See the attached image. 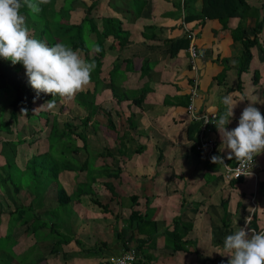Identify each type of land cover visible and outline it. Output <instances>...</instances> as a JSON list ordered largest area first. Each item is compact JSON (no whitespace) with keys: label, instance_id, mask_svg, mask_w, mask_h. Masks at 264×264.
<instances>
[{"label":"crops","instance_id":"obj_1","mask_svg":"<svg viewBox=\"0 0 264 264\" xmlns=\"http://www.w3.org/2000/svg\"><path fill=\"white\" fill-rule=\"evenodd\" d=\"M246 2L258 9L263 28L258 34L260 46L251 48L253 57L241 74L239 90L241 44L233 41L230 32L239 24L238 17L230 18L224 28L217 18L203 16V0H99L94 15L119 18L128 32V41L122 48L107 47L99 82L95 85L90 80L84 88L94 94L98 106L87 123V143L91 130L99 133L101 147L90 150L101 152L95 164L104 168L93 188L102 202L108 203V210H100L85 195L80 203L70 204V233L86 246L83 250L74 239L62 245V251L70 254V264H113L126 250L125 245L136 249L134 239L124 245L116 235V231L127 227L132 210L152 211L146 227L151 232L135 236L144 242L136 250L134 264H228L230 257L223 251L227 235L239 227L254 229L246 224L253 213L258 231L264 230V153L255 157L254 174L242 175L235 182L234 178L227 179L224 165L212 163L211 157L222 155L228 165L235 158L228 160L227 150L220 151L222 142L213 123L203 133L204 139L213 141V151L208 156L197 150L201 121L192 119L186 109L188 92L197 77L194 104L199 113H223L222 98L229 94L237 102L228 130L238 126L242 111L250 103L254 102L264 115V0ZM257 17L249 14L243 21L250 37ZM188 29L205 50V56L196 60L195 71L190 68ZM111 39L106 43L110 44ZM181 39L188 40L187 47L172 56L171 46ZM125 58L127 64L121 63ZM113 62L120 63V68L113 67ZM255 70L257 82L253 81ZM109 117L115 127L109 124ZM72 118L78 122L76 116ZM195 122H200L198 129ZM106 184L117 195L112 196ZM131 195L138 196L137 204L133 205ZM42 212L44 218L51 216ZM177 218L188 227L184 234L185 228L179 227L180 239L187 240L181 250L167 245ZM67 245L70 250L65 249ZM41 254L36 260L43 259L46 263L42 264H58L56 257Z\"/></svg>","mask_w":264,"mask_h":264},{"label":"trees","instance_id":"obj_2","mask_svg":"<svg viewBox=\"0 0 264 264\" xmlns=\"http://www.w3.org/2000/svg\"><path fill=\"white\" fill-rule=\"evenodd\" d=\"M67 1L70 2L69 10L63 7ZM78 1L84 7L78 14L79 16H76V20L70 17L71 11L75 10L72 0H65L63 5H59L58 0H49L48 4L40 5L42 11L38 14L32 13L27 6L22 7L20 11L25 16L26 24L32 36L46 42L49 46L57 42H63L73 50L78 51L85 60L94 62L95 69L91 73L90 80L96 85L99 82L98 78L103 66L102 59L107 54V47L109 49L115 46L122 48L128 41V32L122 28L121 20L114 15H101L100 18L94 15V10L99 0ZM33 2L35 3L37 0H33ZM21 3H23V0H21ZM203 5V16L217 18L224 28L228 27L230 18L238 17L240 19L239 24L235 28L230 29V32L233 41L241 44V52L237 62V88L241 90V74L247 71L253 57L251 48L260 46L258 34L262 32L263 21L258 20V9L250 7L246 0H203ZM249 14L257 17L255 26L251 31V37L248 35L246 26L243 23ZM111 37L110 44H107L106 42ZM187 44V39L177 40L171 46L170 54L173 56L179 49L187 47ZM97 48L100 51H96ZM116 58L118 59L119 57L117 56ZM124 61L126 63V58L121 63ZM114 62L112 63L113 67L117 66L119 69L121 64L117 65ZM23 68L22 64H16L15 66L16 71H20ZM257 76L258 72L255 70L254 82H257ZM94 88L97 90L96 87ZM0 90L4 91V97L11 93L9 94L11 98L8 100L7 120L3 119L5 107L2 110L0 103V201L6 202V205L3 204L0 208V215L6 209L8 212V220L5 224H2L0 217V233L3 231L0 234V264H9V259L17 255L13 249L19 239L14 236L16 229H22L20 236L30 235L33 239V243L30 246L28 245L27 248L36 246L38 248L40 241L50 240L52 246L49 252L51 254L61 252L62 256H65L62 251V245L69 244L74 239V234L70 233L71 225L69 224V228H67L66 221L62 222L61 211L57 212V210L61 209L60 207L64 208L70 205L72 202L80 203L83 195L88 196L91 203L97 205L100 210H108V203H103L100 195L93 188V184L96 183L99 175H102L101 169L104 170V168L95 164L96 158L101 152L96 150L92 154L89 153L90 148L86 135L87 123L95 115L98 107L94 102V94L87 89L75 95L78 105L88 110L86 116L77 115L76 119H78V122H75L74 118L69 121L59 122L57 114L47 108V102L54 99V104H56L61 97H52L46 94L37 96L29 82L14 87L3 85ZM15 91L28 93L31 98L23 100L20 95L15 94ZM34 105H38L39 108L34 110L33 108L36 107ZM62 108L60 107L59 110H62ZM20 116L25 117L24 124L30 122L33 125L41 126L40 121L43 120L44 127L47 126L45 134L46 150L38 152L25 150V146H30L38 140L44 127L33 128V131L30 132L32 139H26L20 133V130L15 131L12 127L13 124L19 122ZM108 122L112 127H115L111 117H109ZM195 125L198 129L200 122H195ZM9 135L10 137H8ZM78 139L81 140V145L77 144ZM18 147H20V150ZM20 152H28L29 154L22 165L17 164L16 161V157ZM50 152H55V154L51 155ZM92 155L93 157L91 158ZM234 164L236 162L232 163V165ZM68 174L76 182L71 192L67 190L66 185L63 183L65 181L64 178ZM240 178L241 176L234 178V182ZM106 186L112 196L117 195L111 185L106 184ZM25 187L27 190L32 191V198L29 204L26 205L22 203L18 196L20 190ZM49 190L55 191L54 198H46L45 193ZM137 198V195L130 196L133 205L137 204ZM3 199L7 201H3ZM46 201L55 203V206L51 208L46 206L44 210L51 215L47 216L49 218H44L37 212L39 208L47 203ZM72 209L70 207V210ZM49 211H52V213ZM151 214L152 211L149 212L147 210L144 213H140L138 210L130 212L126 221L127 227L116 231V235L121 238L124 245L126 241L130 242L134 239V242H137L136 250L141 249L140 242L143 243L144 241L142 239L137 240L135 236L136 234H149L151 232L146 231V227L151 222ZM256 219V214L253 213L251 223L248 225L258 231L259 227ZM225 225L228 226L229 223ZM179 227L185 228L182 232L183 234L188 228L179 222L177 218L174 222V230L171 232L170 242L167 243L174 250L183 249L182 243L187 242V240L180 239L181 231ZM74 240L83 250L86 248L79 239L75 238ZM125 247L126 249L131 248L127 247V245ZM89 248L94 249V247ZM89 248L86 250L92 251Z\"/></svg>","mask_w":264,"mask_h":264},{"label":"clouds","instance_id":"obj_3","mask_svg":"<svg viewBox=\"0 0 264 264\" xmlns=\"http://www.w3.org/2000/svg\"><path fill=\"white\" fill-rule=\"evenodd\" d=\"M48 3L49 0L35 3L33 0H23V3L21 0H0V57L12 65H23L37 96L46 94L71 99L89 84L95 63L85 60L63 42L49 46L32 36L20 10L27 6L32 13L38 14L42 11L40 5ZM47 103L51 106L54 99ZM222 104L225 111L218 116L214 114L206 123L215 124L222 142L220 151L227 150V159L235 158L236 170L249 176L252 173L247 169L252 168L254 157L264 153V115L254 102L250 103L242 111L238 126L228 130L226 126L234 117L237 102L229 94L222 98ZM211 162L233 170L222 155H213ZM250 223L251 217L246 220V224ZM223 251L230 257L228 264H264V231L239 227L225 237ZM132 258V254H127L119 264Z\"/></svg>","mask_w":264,"mask_h":264},{"label":"rangeland","instance_id":"obj_4","mask_svg":"<svg viewBox=\"0 0 264 264\" xmlns=\"http://www.w3.org/2000/svg\"><path fill=\"white\" fill-rule=\"evenodd\" d=\"M72 1H73V5L75 6V10H72V16L71 17H73L72 19L76 20V16L78 15L77 11L79 9L82 10L84 5L81 2H79L78 0H75V1L72 0ZM64 2H65V0H58L59 5H63ZM63 7L65 9L69 10L70 9V2L67 1L63 5ZM90 37H91V35H90ZM89 42H90V40H89ZM15 66L16 65H12L11 62L6 61L2 57H0V88L3 85H8V86L14 87V86H19L21 84H24L25 82L26 83L28 82V77L26 75L24 68L21 69L20 71H16ZM3 94H5L4 91L0 90L1 109L3 110V107H5V110L3 112V119L7 120L8 119V108H9V105H8L9 101L8 100H10V98H11V95H9L11 93H9L5 97ZM15 94L20 95L23 98V100L31 98V97H29L28 93H24L23 91H18V92L15 91ZM75 97L76 96H74L71 99H66V98L62 99L61 98L54 105L49 106V104H48L47 108H49L50 110H52L54 113L57 114V118H58L59 122L69 121L71 119V117L77 116V115H83V113H85V111L87 112V110H83V108H81V106L78 105V103L75 100L76 99ZM34 106H36V105H34ZM60 107H63L62 110H59ZM38 108H39V106L37 105L33 109L37 110ZM24 121H25V117L20 116L19 122L17 124H13L12 127H13V130H15V131L20 130V133L24 137H26V139H29V140L32 139L30 132L33 131V128L38 129L39 127H44L43 120L40 121L41 126L33 125L30 122L24 124ZM75 122H77V120H75ZM46 131H47V126L44 127L43 132L40 134L38 140L30 146H28V145L25 146V150H32L34 152L46 150V144H47L46 139H45ZM8 137H10V135ZM88 137H89V148L91 147L94 149H99L101 147L100 142H99V133L98 132H96V131L93 132L91 130ZM75 144H76V142H75ZM77 144L81 145V140L78 139ZM18 149L20 150V147H18ZM89 153L92 154V151L90 150ZM50 154L54 155L55 152H50ZM28 155H29L28 152H24V153L20 152L19 155L16 157L17 164L22 165ZM92 157H93V155L91 156V158ZM96 161L98 162V160H96ZM64 179H65V181L63 180L64 181L63 183L66 185L67 190L69 192H71L72 189L74 188L75 183H76L75 180L72 179L70 174H68ZM25 188L20 190V192L18 193V196L21 199L22 203L26 205V204H29V202L32 198V194H31L32 191L27 190V188L26 189ZM45 195H46V198H54L55 191L49 190L45 193ZM5 199H7V198L5 197ZM5 199H3V201H7ZM85 199H87V198L85 197ZM126 201H127V203H129L130 199L126 198ZM46 202L47 203H45L41 208H39L37 210V212L41 213V215H43V216L45 215V213L42 214L43 213L42 211L45 210L46 206H49L50 208L55 206L54 202H49V201H46ZM3 204L6 205V202L3 203L0 201V208ZM70 207L71 206L68 205L64 208L60 207L61 209L57 210V212L61 211L60 215H62V217H61L62 222L66 221L65 224H66L67 228H69L70 218L73 215V209L70 210ZM49 212L52 213V211H49ZM0 217H1L2 224H5L8 220L7 209H6V211L1 213ZM111 219H113V217H111ZM110 222H111V220H110ZM102 228L105 230L107 228V225L104 224L102 226ZM2 232L0 234H2ZM20 232H22V229H19V230L16 229L15 230L14 236L19 238V239H18L17 244L13 247V249L17 255L14 258L9 257L10 258L9 259L10 261H8L9 264H15V263H17V264L18 263L19 264H39L40 261H42L40 264L46 263L45 261H43V259L36 260L37 258H41L43 256L42 254L38 256L39 251H40V253L42 251V253L45 254L44 255L45 257H56L57 258L56 262L58 264H70V254L67 255L68 252L65 254V256L49 253L48 249L51 246L50 241L49 242L43 241L42 243H39L38 248H37V246L34 248L33 247L27 248L28 245L30 246L33 243V239L31 238L30 235L29 236H24V235L20 236L21 235ZM64 247L66 250H70L69 245L64 246ZM8 251H11V250H8Z\"/></svg>","mask_w":264,"mask_h":264},{"label":"built area","instance_id":"obj_5","mask_svg":"<svg viewBox=\"0 0 264 264\" xmlns=\"http://www.w3.org/2000/svg\"><path fill=\"white\" fill-rule=\"evenodd\" d=\"M186 36L189 40L188 52H189V56H190V68H191V70L195 71V70H197L196 60L198 58L205 56V50L200 48L197 45L196 40H195V34L192 30H189V29L186 30ZM197 96H198V80H197V77H194L192 84H191V87H190V90L188 92V103H187L186 109H187V112L189 113V115L191 116L192 119L201 121L199 140L196 143L195 147L199 151H204L209 156L211 154V152L213 151L214 143L210 139H204L203 133L206 131L207 126L210 124V123H206V121H211L212 116L214 114L215 115H217V114L216 113H199L196 109V105L194 104V100ZM255 162H256V158L254 157L252 168L247 169V171L251 172L252 174H254ZM230 166L233 169L232 171H228L225 168L224 176L227 179H232L235 177L242 176V172L236 170L238 167L237 164L230 165ZM246 230H248V228H246ZM127 254H132L133 258L131 260H127L125 262V264H134L137 261V257H138L137 251L135 248L132 247V248L124 250L118 257H116L113 264H119V262Z\"/></svg>","mask_w":264,"mask_h":264}]
</instances>
